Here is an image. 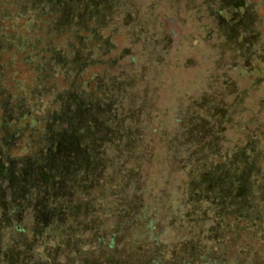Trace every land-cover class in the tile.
<instances>
[{
  "label": "rangeland",
  "instance_id": "374dc122",
  "mask_svg": "<svg viewBox=\"0 0 264 264\" xmlns=\"http://www.w3.org/2000/svg\"><path fill=\"white\" fill-rule=\"evenodd\" d=\"M36 1L0 0V264H264V0Z\"/></svg>",
  "mask_w": 264,
  "mask_h": 264
},
{
  "label": "trees",
  "instance_id": "16d2710c",
  "mask_svg": "<svg viewBox=\"0 0 264 264\" xmlns=\"http://www.w3.org/2000/svg\"><path fill=\"white\" fill-rule=\"evenodd\" d=\"M28 3L29 2H31V1H33V0H26ZM43 1H45V0H37L36 2H37V6L39 7L40 6V4L41 3H44ZM95 1H97V2H99V3H101V6L99 5L98 7H102V8H106V7H108L110 4H104L103 3V1L104 0H95ZM106 1H108V3H110V0H106ZM53 2V0H49V2L48 3H52ZM69 3H70V1H69ZM20 19V18H19ZM221 19H223V18H221ZM6 21V20H5ZM4 22V21H3ZM3 22H1L0 24L4 27V29H1V31H0V40H4L5 39V36H2V34L1 33H6V36H9V37H11V35H9V33L11 32V30L8 28V26H4L3 25ZM7 25H9V24H7ZM60 26H62V25H60ZM59 26V27H60ZM19 28H21V27H19ZM23 35V33H20V35ZM19 35V34H18ZM28 36V35H27ZM23 38H26V35H24V36H22ZM226 38V37H225ZM16 39H17V46L16 47H14V46H12L13 44H11V45H6L5 46V48H0V54H2V53H4V52H6V51H8V50H10V49H12V50H14V52L15 51H17L16 53H18V54H23V53H26V52H28V50H29V52H30V49H31V46L32 45H30L29 44V39H28V41H24L22 38L20 39L19 38V36H17L16 37ZM20 39V40H19ZM26 43V44H25ZM12 46V47H11ZM95 47H98V51H103V49H104V47H101V45H100V42H99V44L98 45H95ZM10 48V49H9ZM260 52H262L261 50H260ZM261 55H263L264 53H260ZM42 56V55H41ZM263 63L262 64H264V61H262ZM4 63V62H3ZM1 64L0 63V76L2 77V80L4 79V77H5V79H6V76H7V73L5 74L4 72L5 71H3L2 70V68L4 67V64ZM83 70V69H82ZM82 70H80V72L82 71ZM31 74V77H30V79L29 80H32L34 77H35V74L34 73H30ZM93 77V76H92ZM94 78V77H93ZM39 80V79H38ZM37 80V81H38ZM37 81H35L33 84H35V85H38L37 83ZM40 81H41V79L39 80V83H40ZM37 82V83H36ZM35 87V86H34ZM31 88H33V87H31ZM30 87L28 88V90L29 91H32V90H30L31 89ZM23 114H25L24 112H22ZM106 125L107 124H104L103 125V130H104V133H103V135H102V131H101V133H99L98 135H96V136H93L91 139H93L94 140V147H97V145H98V143L100 142V139H104V141L106 142V144L108 143V141L109 140H107V139H105V136H104V134L109 130L107 127H106ZM113 130V129H112ZM108 133V132H107ZM106 133V134H107ZM26 157V156H25ZM186 184V183H185ZM195 188H198V185L197 184H195V186H194ZM186 188H187V185H186ZM193 190H194V188L192 189V191L191 192H193ZM191 202H192V200H191ZM193 203V202H192ZM205 211V213L207 214V212H208V215L209 216H211V214H210V211L207 209V208H203L202 209V212H204ZM213 218H215V219H217L218 221L217 222H212L213 223V225H210V226H207V227H205V231H209L208 233L209 234H211L212 235V239H213V241H214V239L216 240V242H218L219 240H221V237H222V235H223V223H222V221L220 220V218L219 217H213ZM232 222V221H231ZM241 224H242V222H239L238 224H237V226H235V224H230L228 227L231 229V230H235L236 229V227H237V229H239V230H241L240 229V226H241ZM242 231V230H241ZM196 260H195V263H193V264H222V261H219V260H216V259H211V260H208V261H202V259H201V257L200 256H196ZM187 264H191V263H187Z\"/></svg>",
  "mask_w": 264,
  "mask_h": 264
}]
</instances>
